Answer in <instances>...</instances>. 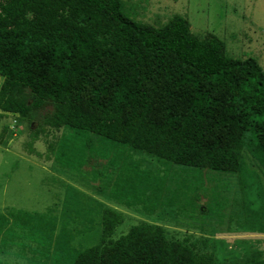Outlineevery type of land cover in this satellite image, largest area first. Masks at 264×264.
Listing matches in <instances>:
<instances>
[{"label": "trees", "instance_id": "trees-1", "mask_svg": "<svg viewBox=\"0 0 264 264\" xmlns=\"http://www.w3.org/2000/svg\"><path fill=\"white\" fill-rule=\"evenodd\" d=\"M0 76V117L31 123L50 103L43 123L62 131L55 160L71 159L66 131L84 139L90 149L84 164L103 159L112 166L100 176L111 201L131 206L129 199L141 200L143 190L153 192L146 200L166 193L162 180L154 184L132 167L129 153L139 152L167 166L199 169L207 179L209 171L236 175L238 191L252 199L232 207L244 214V231H255L264 211L258 184L264 175V68L255 57L230 56L224 41L194 34L180 15L161 27L138 21L126 13L124 0H0ZM245 155L253 159L250 172ZM207 191L206 210L213 201ZM84 208L101 224V236L78 249L72 242L82 231L68 221L57 228L53 212L11 215L29 224L38 242L53 244L51 264H215L212 238H177L141 221L113 239L122 213L102 201ZM243 264H264V258L257 253Z\"/></svg>", "mask_w": 264, "mask_h": 264}, {"label": "rangeland", "instance_id": "rangeland-1", "mask_svg": "<svg viewBox=\"0 0 264 264\" xmlns=\"http://www.w3.org/2000/svg\"><path fill=\"white\" fill-rule=\"evenodd\" d=\"M124 3L130 17L154 27H161L174 15L185 17L194 34L201 37L213 34L225 42L230 56L255 57L264 68V0H124ZM2 80L0 76V85ZM52 111V105L45 104L31 120L32 124L13 114L0 117V264L53 262L50 258L53 244L38 242L29 224L12 217L18 211L37 214L51 211L57 218V228L68 221L74 231H82L73 238L75 248L96 245L102 227L84 208L95 201L117 209L124 217L115 228L113 239L125 234L132 225L146 221L165 227L170 236L177 238L187 234L212 238L210 247L215 264H243L245 258L257 253L264 258V211L258 212L255 231H244L247 228L244 214L232 205L252 197L238 191L236 175L209 171L207 179L199 169L167 166L163 160L131 151L132 167L154 180V184L162 182L167 190L157 191L156 197L148 200L144 195L153 192L143 190L141 200L129 199L131 206L116 204L110 200L109 189L105 186L100 189L103 182L100 176L112 166L103 159H89L84 164L82 158L90 152L84 139L66 131L64 141L74 148L67 155L71 159L55 160L52 150L56 149L62 131L43 123ZM95 145L96 150L99 143ZM244 159L245 170L252 171L253 159L247 155ZM248 181L250 185L253 183L251 176ZM258 184L264 199L263 174ZM198 188L202 189L199 198ZM207 190L213 201L206 210ZM71 214H80L81 219L74 222L68 218Z\"/></svg>", "mask_w": 264, "mask_h": 264}]
</instances>
